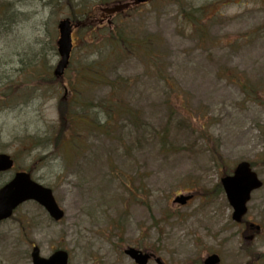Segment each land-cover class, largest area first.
Returning <instances> with one entry per match:
<instances>
[{
  "label": "rangeland",
  "instance_id": "1",
  "mask_svg": "<svg viewBox=\"0 0 264 264\" xmlns=\"http://www.w3.org/2000/svg\"><path fill=\"white\" fill-rule=\"evenodd\" d=\"M127 1L0 0V153L16 164L0 186L26 170L65 211L55 222L34 201L21 204L0 222V264H32L34 245L45 257L65 249L69 264H134L127 246L165 264H198L209 253L223 264H264V0H152L125 13L130 35L157 40L158 64L103 43L104 9ZM66 17L82 24L58 80L57 24ZM85 72L97 85L79 86ZM111 82L120 111L129 105L137 119L122 112L97 127ZM243 160L263 185L237 224L219 180ZM180 193L193 198L174 204ZM246 222L261 227L250 243Z\"/></svg>",
  "mask_w": 264,
  "mask_h": 264
},
{
  "label": "water",
  "instance_id": "2",
  "mask_svg": "<svg viewBox=\"0 0 264 264\" xmlns=\"http://www.w3.org/2000/svg\"><path fill=\"white\" fill-rule=\"evenodd\" d=\"M144 1V0H140ZM59 39L57 40L60 60L54 70L57 76H61L69 62L70 50L72 47L71 32L72 27L68 19L62 20L58 24ZM13 165L10 156L0 154V172L9 170ZM223 188L226 193L229 204L233 208V220L240 222L247 211L246 203L250 199L253 190L259 188L262 182L258 179L255 172L250 168V164L242 161L237 164L232 176H226L221 179ZM190 196H179L176 202L184 204ZM27 200H35L42 205L48 213L56 220L63 216L52 192L33 180L26 172H17L14 178L0 188V220L11 216L13 210L22 202ZM251 239L252 237H247ZM137 263L145 264L147 256L142 255L133 249L126 250ZM33 264H67V253L64 251H56L50 257L43 258L40 256L39 249L33 248L32 251ZM218 261L216 255L208 257L206 264H215Z\"/></svg>",
  "mask_w": 264,
  "mask_h": 264
},
{
  "label": "trees",
  "instance_id": "3",
  "mask_svg": "<svg viewBox=\"0 0 264 264\" xmlns=\"http://www.w3.org/2000/svg\"><path fill=\"white\" fill-rule=\"evenodd\" d=\"M124 17H122V15L120 14L119 16L116 17V19L114 20V25H107L105 26V32H104V39H103V43L110 48V51L112 52L114 48H118V49H124L125 50H129V52H131L134 55H143L146 56L148 58V62L158 64L159 62V57L156 56L154 48H153V44L155 41H157L156 39H154L153 37L149 36L148 38H144L142 40H136L134 38V35H130V33L128 32V26L126 27V25H124L123 23ZM102 32V31H101ZM95 41V40H94ZM109 55V53H108ZM94 64L89 63L86 64V70L93 71L96 70V68L93 67ZM99 67H103V64H101V66L99 65ZM101 70V69H100ZM89 72H85L81 75V80L79 82V86L81 87H90L93 86L94 84L97 85L98 83V78L99 76L96 75H90L88 74ZM115 82V81H114ZM110 87V94L108 95V97L106 98V100L103 102V108L107 109L105 110L107 118H106V122L103 125H110L113 124L116 118V114H121V111L118 109L121 106H118L119 101L123 100L120 97V93H118V90L116 89L117 84L116 83H109L108 84ZM82 93L81 90L77 91L76 93L79 94ZM117 104V105H116ZM127 107V105L125 106ZM128 108V107H127ZM181 109L183 110L184 107H177V106H173V109ZM130 110L132 112H128V114L130 115L131 118H133L134 120L137 119V111L132 110L130 108ZM63 119V116L61 115V120ZM85 121L83 116H75L72 119V122H70V127H73V130L75 131L76 128L75 126H77L78 122L80 121ZM103 125H99L97 124V127H102ZM76 137L79 138V136H77L79 134V132H75L74 133ZM77 139V138H76ZM163 141V139H162ZM164 143V142H163ZM77 144H73V146H76Z\"/></svg>",
  "mask_w": 264,
  "mask_h": 264
},
{
  "label": "flooded vegetation",
  "instance_id": "4",
  "mask_svg": "<svg viewBox=\"0 0 264 264\" xmlns=\"http://www.w3.org/2000/svg\"><path fill=\"white\" fill-rule=\"evenodd\" d=\"M177 262L181 263L180 262V259H176V263ZM198 264H204V258L203 259H200Z\"/></svg>",
  "mask_w": 264,
  "mask_h": 264
}]
</instances>
